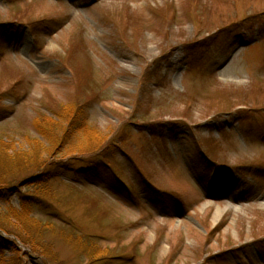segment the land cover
I'll return each instance as SVG.
<instances>
[{"label":"rangeland","instance_id":"obj_1","mask_svg":"<svg viewBox=\"0 0 264 264\" xmlns=\"http://www.w3.org/2000/svg\"><path fill=\"white\" fill-rule=\"evenodd\" d=\"M0 23V181L45 197L48 264H264V0H0ZM71 103L90 129L51 146Z\"/></svg>","mask_w":264,"mask_h":264},{"label":"trees","instance_id":"obj_2","mask_svg":"<svg viewBox=\"0 0 264 264\" xmlns=\"http://www.w3.org/2000/svg\"><path fill=\"white\" fill-rule=\"evenodd\" d=\"M3 23H0V26H2ZM232 27L236 28L237 25H233ZM224 31L222 34H220L219 37L225 36V35H232L235 32H237V29H225L222 28ZM221 30V29H220ZM84 105L86 103H83L81 105H77L75 103L67 104L65 106H61L59 109H57V115L61 119L60 122H58L57 126L58 128H62L61 134L59 136V139L57 138H51L50 135L47 133L48 130H39L42 131V134L46 139H50L51 146L58 145V147L61 146V143L63 144V139L72 131L76 130V127H80L76 130V134L82 131L85 132L89 128L88 120H87V111L84 108ZM49 119V117L45 118ZM54 129V128H53ZM60 130H58L57 135ZM60 141V142H59ZM103 141V140H102ZM94 143V142H92ZM116 146V145H115ZM98 159L97 161H99ZM74 163L73 159L62 162L60 164H57V169L59 167H67L70 168V165ZM111 167L113 168L112 164L109 162H105L104 164L101 163L100 167ZM53 171H50L47 169L43 172V174L40 175L41 180L44 182L53 179L57 177V173L52 174ZM66 174V173H65ZM1 180V179H0ZM27 180H32V178H28ZM116 180L120 184V182H125L124 179L121 177V175L116 174ZM120 181V182H119ZM16 182L11 181V183L3 184L2 181H0V194L6 196H9L11 192L18 191L16 194L20 197L21 205L18 209L12 208L10 211L4 212L0 214V254L5 253L7 250L12 253L11 262L13 264H28L27 262L29 259L27 258V251L22 252V248L19 246V243L15 240H19V242L29 249L30 253L34 256H37L39 258H42L43 261L48 264L49 261H55L58 259L57 252L55 251L53 241L49 239L48 235L51 231H53V227L55 226V223L53 220H47L44 221L37 217L35 209L43 208L44 207V200L45 197H41L35 194L30 193H22L21 189L17 188ZM121 185V184H120ZM24 186V185H23ZM21 188V187H20ZM21 194V195H19ZM5 197L0 198V200L4 199ZM66 225L72 228V230L76 231L77 228L74 225V223L66 221ZM1 232H5L10 236H14L15 238L12 239V237H4ZM97 258L95 260L102 259ZM27 258V259H25ZM93 262V260L91 261ZM58 263L60 264L59 260ZM61 263H64L63 261Z\"/></svg>","mask_w":264,"mask_h":264}]
</instances>
